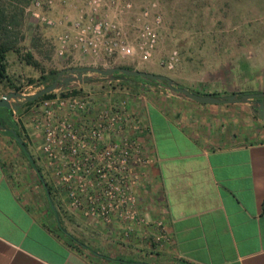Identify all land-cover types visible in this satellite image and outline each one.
<instances>
[{"label": "crops", "instance_id": "0c3cea01", "mask_svg": "<svg viewBox=\"0 0 264 264\" xmlns=\"http://www.w3.org/2000/svg\"><path fill=\"white\" fill-rule=\"evenodd\" d=\"M133 96L148 129L141 141L154 158L137 190L149 224L126 236L117 225L83 221L53 182L56 206L79 217L95 242L67 231L30 155L22 107L12 119L30 157L0 131V264H264V125L242 104ZM157 220L168 242L153 241Z\"/></svg>", "mask_w": 264, "mask_h": 264}, {"label": "built area", "instance_id": "2783aa9c", "mask_svg": "<svg viewBox=\"0 0 264 264\" xmlns=\"http://www.w3.org/2000/svg\"><path fill=\"white\" fill-rule=\"evenodd\" d=\"M71 2L78 4L75 19L49 15L53 0H31L25 9L37 23L61 30L55 43L58 58L89 66L111 58L152 60L162 27L158 1H149L136 13L131 0ZM129 13L135 37L120 23ZM179 62L174 50L159 66L174 71ZM133 101L110 90L97 96L66 91L25 110L27 127L41 135L45 167L66 209L86 221L117 225L126 236L149 224L139 211L137 190L143 169L154 162L141 141L140 134L148 129ZM151 224L156 229L153 241L168 242L163 222Z\"/></svg>", "mask_w": 264, "mask_h": 264}, {"label": "rangeland", "instance_id": "374dc122", "mask_svg": "<svg viewBox=\"0 0 264 264\" xmlns=\"http://www.w3.org/2000/svg\"><path fill=\"white\" fill-rule=\"evenodd\" d=\"M131 1L136 13L151 0ZM178 1L176 0L172 6L175 7ZM226 1L228 0H201L200 6L205 14L204 27L213 33L208 37L191 31L190 27L195 23L193 19L188 24L184 21H178L173 26L172 19L167 16V11L159 4L162 27L159 31L157 50L150 62L140 63L132 59L111 58L105 63L95 66L85 65L89 62L78 64L69 59L58 58L55 53V43L61 30L58 28L48 29L37 23L26 13L27 6H24L23 14L18 15L21 24L18 47L21 54L11 52L7 55V72L16 80L15 84L22 88L20 93L24 94L34 93L44 86L27 84L28 79H38L42 73L48 75L50 71L58 72L70 67L122 68V66L166 76L174 80L179 86L200 92H264V0H231L232 2H229L230 6L233 5L232 10L225 6ZM77 7L78 4L71 2V0H53V6L47 12L57 19L63 17L75 19L78 16ZM190 7L194 8L193 6ZM7 9L9 10V8ZM208 16L209 18H207ZM233 17H238L237 25H232ZM132 22L131 13L120 18L122 26L126 27L125 29L131 37H135L134 31L130 28ZM174 50L177 51L180 60L176 69L169 71L159 66V61ZM26 52H31L33 60L40 64L38 69L27 65L22 60L21 57ZM119 83H93L80 89L82 93L95 96L109 90L116 94L128 93L131 100L134 99L133 95H139L120 87H114ZM152 89L157 95L164 92L157 86H153ZM7 92L6 88L0 86V96ZM140 102L133 101V103L139 104ZM5 115V110L0 108V117ZM29 133L33 142L32 146L29 147L30 155L35 160L43 181L49 186L53 205L56 206L58 205V196L52 192L53 180L43 163L41 135L38 132H33L30 128ZM44 198L49 200L48 195H45ZM58 206H56L58 216L67 231L78 235L83 234L82 238L78 236V240L83 243L95 242L88 235L89 229L84 225V219L82 221L79 217L76 218L77 216H71L70 213L59 209ZM64 214L68 215V218L64 217Z\"/></svg>", "mask_w": 264, "mask_h": 264}, {"label": "water", "instance_id": "95a60500", "mask_svg": "<svg viewBox=\"0 0 264 264\" xmlns=\"http://www.w3.org/2000/svg\"><path fill=\"white\" fill-rule=\"evenodd\" d=\"M100 82L106 84L128 82L130 85H136L139 82L142 93L154 92L152 87L157 86L164 90L161 94L193 104L211 106L246 105L253 115L264 125V92L220 93L217 96L201 95L189 88L179 86L169 77L121 67H70L62 69L57 72L51 82L45 84L34 93L7 92L2 94L0 96V108L17 112L25 104L35 102L45 95L78 90L83 86ZM0 131L9 132L16 143L21 148L23 147V142L17 137L15 130L0 126ZM44 187L46 188L45 184Z\"/></svg>", "mask_w": 264, "mask_h": 264}, {"label": "trees", "instance_id": "16d2710c", "mask_svg": "<svg viewBox=\"0 0 264 264\" xmlns=\"http://www.w3.org/2000/svg\"><path fill=\"white\" fill-rule=\"evenodd\" d=\"M31 0H0V86L7 89L8 92H20L21 87L16 85V80L11 77V75L7 72V55L11 52L21 54L20 49L18 47L19 37H20V21L18 15L23 14V7L28 6ZM163 9L167 11V16L172 19L173 26L179 21H184V23H189L190 20H194V27L191 26V31L197 32L203 37L211 36L213 33L209 32L205 29L204 23V12L202 7L200 6L201 0H179L178 4L173 7L172 5L176 0H157ZM231 0L226 1L224 4L228 7L229 10H232L233 5L230 6ZM232 2V1H231ZM193 6L194 8L190 7ZM9 8V10L7 9ZM232 12V11H231ZM232 15L231 13H229ZM228 15V14H226ZM229 16V15H228ZM233 16V15H232ZM209 18V16L207 17ZM234 21L232 25L238 24V17H233ZM189 29V30H190ZM211 34V35H210ZM22 60L29 66L34 68H39V63L33 60V55L31 52H26L22 55ZM122 68L133 69L129 66H122ZM57 74V71H50L48 75L41 74L38 79H28L27 84L29 85H45L54 79V76ZM152 85H154L152 83ZM105 86H113V85H105ZM114 87H120L121 89H126L134 94H142L140 91L139 83L136 85H130L128 82H120L116 84ZM183 87V86H182ZM193 92L201 95H219L218 92H200L192 90ZM72 94L81 93V89L70 91ZM253 92V91H251ZM244 92V93H251ZM53 96V94H48L35 102L27 103L23 106L28 107L33 105L34 103H38L39 101L46 99L48 97ZM6 112L5 116L0 117V126H3L7 129H12L17 131V123L12 119V110L4 109ZM8 135L12 136L9 132H6ZM47 186L48 194L51 196V191L49 186ZM58 231L62 232V228L57 227ZM70 240L71 237H69Z\"/></svg>", "mask_w": 264, "mask_h": 264}, {"label": "flooded vegetation", "instance_id": "af4514ba", "mask_svg": "<svg viewBox=\"0 0 264 264\" xmlns=\"http://www.w3.org/2000/svg\"><path fill=\"white\" fill-rule=\"evenodd\" d=\"M139 83V82H138ZM140 84V83H139ZM17 137H19L21 140H22V136H20L19 134V132H18V127H17ZM22 142H23V140H22ZM21 150L23 151V153L25 154V155H27L28 157H30V155H29V151H28V147H27V145H26V143H24L23 142V147L21 148ZM34 162H35V160H34Z\"/></svg>", "mask_w": 264, "mask_h": 264}]
</instances>
